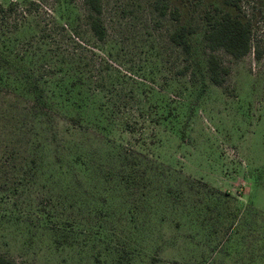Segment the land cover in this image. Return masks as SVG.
<instances>
[{"label": "rangeland", "instance_id": "rangeland-1", "mask_svg": "<svg viewBox=\"0 0 264 264\" xmlns=\"http://www.w3.org/2000/svg\"><path fill=\"white\" fill-rule=\"evenodd\" d=\"M234 1L100 0L101 43L82 0H0V256L264 264V0ZM225 13L251 51L214 52L218 88L204 35Z\"/></svg>", "mask_w": 264, "mask_h": 264}, {"label": "trees", "instance_id": "trees-1", "mask_svg": "<svg viewBox=\"0 0 264 264\" xmlns=\"http://www.w3.org/2000/svg\"><path fill=\"white\" fill-rule=\"evenodd\" d=\"M87 8V25L92 36L98 41L103 43L106 40L107 32L103 25L100 15H101V3L100 0H82ZM225 4L233 6L238 9L239 6L236 1L225 0ZM178 13L173 11L171 15L178 19ZM191 33L190 29L185 26L180 27L175 30L169 37V42L179 48L184 55H189L191 51V45L188 40V35ZM204 41L206 47L209 50L207 56V72L209 76L210 83L218 88L224 87L226 78L229 75V70L222 67L218 58L214 54L216 50H223L226 54L231 56L234 60L241 59L245 57L251 51L250 46V25L247 22H243L237 16H233L229 13L222 14L219 19H217L212 28L204 35ZM255 58L260 59L261 57L259 51L254 53ZM79 82L76 84L73 82L71 87L74 88L78 85H83L82 78L79 77ZM98 92V91H97ZM99 93V92H98ZM70 124L73 130L81 129V118L71 117ZM138 166L141 163L137 160L135 161ZM134 171L126 173L125 177L128 179H133ZM208 193L212 194L210 191ZM0 264H15L14 262L0 256Z\"/></svg>", "mask_w": 264, "mask_h": 264}]
</instances>
